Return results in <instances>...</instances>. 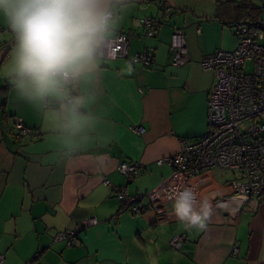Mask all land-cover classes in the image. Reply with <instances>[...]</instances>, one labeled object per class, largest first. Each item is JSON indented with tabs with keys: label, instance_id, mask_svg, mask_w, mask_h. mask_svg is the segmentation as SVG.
Wrapping results in <instances>:
<instances>
[{
	"label": "crops",
	"instance_id": "crops-1",
	"mask_svg": "<svg viewBox=\"0 0 264 264\" xmlns=\"http://www.w3.org/2000/svg\"><path fill=\"white\" fill-rule=\"evenodd\" d=\"M116 31L130 39L128 58L105 60L91 83L95 142L72 160L54 157L48 140L54 134L50 113L55 105L29 104L11 82L0 77V264H264V204L236 193L238 173L213 169L192 179L175 175L157 161L195 142L209 131L208 98L216 74L201 60L217 51L233 52L247 25L254 0H119ZM168 5L169 16L162 8ZM247 5V6H246ZM162 24L152 38L141 20ZM264 24V22H262ZM0 35V67L13 41L8 27ZM185 34L191 61L172 63L174 29ZM115 35V36H116ZM144 52L154 56L146 68L131 63ZM29 133L17 138L15 121ZM144 128L142 135L131 131ZM121 163L142 166L127 182ZM191 187L197 201L209 206L203 229L185 228L173 214V200L158 213L147 198L143 213L123 210L113 187L127 195H147L164 181ZM110 182L106 185L105 182ZM97 225L84 229L77 244L55 241L58 233L81 229L88 218ZM184 235L181 247L172 238ZM238 246L237 254L233 247Z\"/></svg>",
	"mask_w": 264,
	"mask_h": 264
},
{
	"label": "clouds",
	"instance_id": "clouds-1",
	"mask_svg": "<svg viewBox=\"0 0 264 264\" xmlns=\"http://www.w3.org/2000/svg\"><path fill=\"white\" fill-rule=\"evenodd\" d=\"M119 0H0V24L13 41L0 77L29 104L51 102L55 158L89 151L94 101L91 83L102 71L119 26ZM172 210L185 228L203 229L209 206L191 187L174 189Z\"/></svg>",
	"mask_w": 264,
	"mask_h": 264
},
{
	"label": "built area",
	"instance_id": "built-area-1",
	"mask_svg": "<svg viewBox=\"0 0 264 264\" xmlns=\"http://www.w3.org/2000/svg\"><path fill=\"white\" fill-rule=\"evenodd\" d=\"M264 6V0H261ZM171 9L164 5L162 13L168 17ZM145 36L152 38L162 24L158 18H144L141 21ZM0 26V35L3 32ZM241 41L233 52L217 51L201 60L205 71L216 74V84L208 98L209 131L195 142H181L180 150L170 157L157 161L159 167L173 169L174 176L180 175L192 179L213 169L236 172L240 180L232 183L236 193L260 200L264 204V24L261 28L242 25L239 27ZM130 39L123 33L115 36L106 60L128 58ZM172 63L176 67L191 61L187 40L182 30L175 28L172 36ZM133 64L146 68L153 64L154 56L150 52L135 55ZM247 64L253 65L248 73ZM17 138L28 134L22 119L15 121ZM131 131L142 135L145 130L134 126ZM142 166L138 163H121L117 171L132 183L138 177ZM106 185L110 182L106 181ZM178 187L171 180L164 181L147 195H127L125 188L113 187L124 211L139 216L143 213L142 202L147 198L152 207L162 213L165 204L172 200L173 190ZM180 189V188H179ZM96 218H88L81 229L74 228L68 233H58L55 241L66 242L67 247L77 244V237L84 229L97 225ZM184 235L172 238L171 246L181 247ZM238 246L232 253L237 254Z\"/></svg>",
	"mask_w": 264,
	"mask_h": 264
},
{
	"label": "trees",
	"instance_id": "trees-1",
	"mask_svg": "<svg viewBox=\"0 0 264 264\" xmlns=\"http://www.w3.org/2000/svg\"><path fill=\"white\" fill-rule=\"evenodd\" d=\"M247 6V5H246ZM248 11V21L250 23H246L247 25L251 27L261 28V24H259V20H262V14L264 11V6L261 4L260 7H257L255 5H248L247 7Z\"/></svg>",
	"mask_w": 264,
	"mask_h": 264
},
{
	"label": "rangeland",
	"instance_id": "rangeland-1",
	"mask_svg": "<svg viewBox=\"0 0 264 264\" xmlns=\"http://www.w3.org/2000/svg\"><path fill=\"white\" fill-rule=\"evenodd\" d=\"M254 1H256L257 4H259V5L261 4V0H254ZM262 22H264V11H263V14H262V20L261 21L259 20V24H262ZM247 23H250V22L247 21ZM245 70L248 73H252L253 72V65L252 64H247Z\"/></svg>",
	"mask_w": 264,
	"mask_h": 264
}]
</instances>
